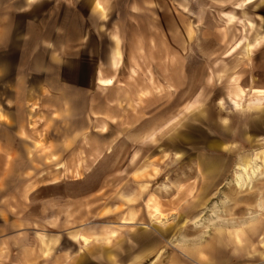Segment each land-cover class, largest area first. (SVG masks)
Instances as JSON below:
<instances>
[{
  "label": "rangeland",
  "instance_id": "1",
  "mask_svg": "<svg viewBox=\"0 0 264 264\" xmlns=\"http://www.w3.org/2000/svg\"><path fill=\"white\" fill-rule=\"evenodd\" d=\"M161 1V16L124 18L125 44H20L23 32L0 44V174L14 170L0 196L49 215L41 264H264V164L250 186L234 182L264 149V103H252L264 41L235 48L264 35V0L213 1L196 16ZM149 235L157 242L141 246ZM215 235L220 253L205 248Z\"/></svg>",
  "mask_w": 264,
  "mask_h": 264
},
{
  "label": "crops",
  "instance_id": "2",
  "mask_svg": "<svg viewBox=\"0 0 264 264\" xmlns=\"http://www.w3.org/2000/svg\"><path fill=\"white\" fill-rule=\"evenodd\" d=\"M149 1L0 0V44H17L19 32H23L20 44L48 47L51 44H125L124 32L128 29L125 17L138 16L146 8L150 13H145L146 16L162 15V1L151 0L150 4ZM165 1L173 5L174 15L180 10L196 16L208 13L211 2L224 0ZM97 2L103 9L97 7ZM199 8L205 13H198ZM13 171L3 170L0 176ZM15 197L11 193L0 196V264H41L46 259L47 238L43 228L49 224V215L44 216L42 210L40 217L35 218L23 197L22 203H12ZM35 219L41 222V231L35 226L38 223Z\"/></svg>",
  "mask_w": 264,
  "mask_h": 264
},
{
  "label": "bare ground",
  "instance_id": "3",
  "mask_svg": "<svg viewBox=\"0 0 264 264\" xmlns=\"http://www.w3.org/2000/svg\"><path fill=\"white\" fill-rule=\"evenodd\" d=\"M256 1L257 0H243V1L240 2L238 7L247 8L248 6H250L251 4L255 3ZM97 7L99 9H103V7H102L100 2H97ZM225 18L227 19V21L229 23H231V22H233L235 20L236 15H234L233 13H227L226 12L225 13ZM247 22H248V25L251 26V28H254L256 26L255 22L250 20V19H247ZM244 41L247 42V44L245 46V49H246L247 52H249L250 49L256 48L262 41H264V35L256 37L254 41H251L247 36H245V40L241 39L240 41H238L235 48L240 47L243 44ZM119 56H120V50H119L118 47H116L115 50H114V58H113V61H112L113 66H115V67L119 66ZM99 83L102 84V85H105V86L112 85L113 78H108V79L101 78L99 80ZM256 92H261V90L257 89ZM252 103L255 105V107H257L256 109H258V106L260 104L264 103V94H260L257 98H255L252 101ZM258 159H260L262 163H260L258 161ZM213 163H215V162L208 160V162H207L208 168H211L212 166H214ZM263 164H264V149H262V151H260V152H258L256 154H254L253 156L243 157L239 161V163L237 164V167H236V170H235V173H234V182H235L236 186L239 187V188H242V189L244 187L250 186L253 183L254 179H256L260 175L261 168H262ZM209 187L210 186L207 185L206 190H208ZM152 200L154 201V199H152ZM197 207H198V204L197 203H193V204H191L188 207L187 212L188 213H193L197 209ZM154 208H155L154 209L155 215H159V217L162 218L164 216V213H162L160 211L159 206L155 204ZM132 223H133L132 221H129L128 219H126V220L121 221L118 224L121 226V229H125V228H130L131 227L130 225ZM184 224H185V222H184ZM184 224L177 223V226H178L177 229L182 230V229L186 228L184 226ZM110 227L114 228L113 226H110ZM170 231H171V229H167V230L161 232L162 237L165 238ZM112 233H113V235H116V231L115 230H113ZM173 236H175V234ZM116 237H118V235ZM220 237H221L220 235H215L213 237V239L210 240V243L207 244V246L204 245L205 248H207L209 246L214 252L220 253V250L222 248L221 247L222 245L220 244V242H222V240H221ZM73 240L75 242H78V243L82 244L83 246H90L91 243L94 241L92 237L84 234L83 232H79V233L75 234ZM155 242H157V240L149 235V236H146L144 238V240L141 242V246L146 247L147 245L153 244ZM45 243H46L47 251H48L49 247L51 248L53 240L52 239L50 240V238L47 239V240L45 239ZM174 259H176V258L174 257ZM135 262L137 264H142L143 263V256H141V254L136 255L135 256ZM152 263L154 264V261H152L151 264Z\"/></svg>",
  "mask_w": 264,
  "mask_h": 264
}]
</instances>
